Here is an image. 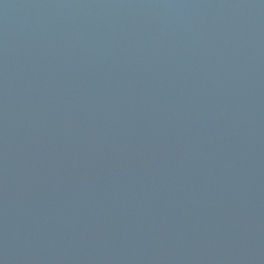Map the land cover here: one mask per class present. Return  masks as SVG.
<instances>
[{
  "label": "water",
  "instance_id": "obj_1",
  "mask_svg": "<svg viewBox=\"0 0 264 264\" xmlns=\"http://www.w3.org/2000/svg\"><path fill=\"white\" fill-rule=\"evenodd\" d=\"M0 264H264V0H0Z\"/></svg>",
  "mask_w": 264,
  "mask_h": 264
}]
</instances>
